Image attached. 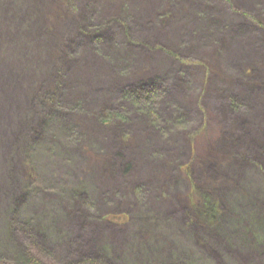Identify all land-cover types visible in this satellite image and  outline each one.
<instances>
[{"label": "rangeland", "instance_id": "obj_1", "mask_svg": "<svg viewBox=\"0 0 264 264\" xmlns=\"http://www.w3.org/2000/svg\"><path fill=\"white\" fill-rule=\"evenodd\" d=\"M262 141L264 0H0V264H264Z\"/></svg>", "mask_w": 264, "mask_h": 264}, {"label": "trees", "instance_id": "obj_2", "mask_svg": "<svg viewBox=\"0 0 264 264\" xmlns=\"http://www.w3.org/2000/svg\"><path fill=\"white\" fill-rule=\"evenodd\" d=\"M205 214H204V216H205ZM25 258H26V262L28 264H43L42 262H39L38 259L35 258V256L31 255L30 252H28V254H25ZM72 264H118V263H115L113 261V259H109V257H107V256H104L102 254L97 253L94 256L93 255H84L83 257L79 258V262L78 261L76 263L73 262Z\"/></svg>", "mask_w": 264, "mask_h": 264}, {"label": "crops", "instance_id": "obj_3", "mask_svg": "<svg viewBox=\"0 0 264 264\" xmlns=\"http://www.w3.org/2000/svg\"><path fill=\"white\" fill-rule=\"evenodd\" d=\"M183 1L186 2V3H189V1H191V0H183ZM189 5L187 4L186 7L189 6ZM186 7H183V12L184 13H187V8ZM186 15H189V14H184V16H186ZM236 98H238V97H236ZM231 105L233 106V108H236L238 106L237 101L234 100ZM247 132H248V136L251 138V135H252L251 130H248ZM261 143L263 145L262 148L264 150V142L262 141ZM249 146H250L249 148L245 149L246 153L250 154L254 159L260 158L261 157V150H260L261 145L258 142L253 141V142L249 143Z\"/></svg>", "mask_w": 264, "mask_h": 264}, {"label": "bare ground", "instance_id": "obj_4", "mask_svg": "<svg viewBox=\"0 0 264 264\" xmlns=\"http://www.w3.org/2000/svg\"><path fill=\"white\" fill-rule=\"evenodd\" d=\"M205 146L201 147L202 149H204ZM258 218H260V216H258Z\"/></svg>", "mask_w": 264, "mask_h": 264}]
</instances>
